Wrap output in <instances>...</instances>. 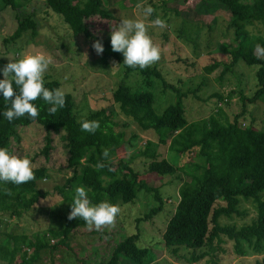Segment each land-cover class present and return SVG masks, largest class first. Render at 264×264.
Wrapping results in <instances>:
<instances>
[{
    "label": "trees",
    "instance_id": "trees-1",
    "mask_svg": "<svg viewBox=\"0 0 264 264\" xmlns=\"http://www.w3.org/2000/svg\"><path fill=\"white\" fill-rule=\"evenodd\" d=\"M3 1L14 8L20 4L18 0ZM123 1L126 0H121V4ZM128 1L136 5L144 0ZM182 1L192 4L190 0ZM207 1L199 0L191 8L196 9L197 5ZM218 1L230 12L229 27L234 29V37L232 42H224L222 48L232 55V60L230 63L216 61L208 65L206 71L213 72L223 65L220 74L223 80L230 72L236 74L234 67L241 60L248 65H258L254 93L247 95L241 90L242 113H236L234 119L230 120L222 108L226 96L215 93L219 99L216 102L218 110L207 118L189 121L184 101L188 93L164 80L158 66L145 69L126 66L124 74L138 70L148 86L153 85L154 76L163 80L165 87L176 91V101L161 113L155 108V94L150 89L135 91L123 78L113 91V101L127 118L133 119L143 130H154L158 135V143L149 139L143 147L142 154L151 160L146 174L164 176L182 171L191 177L184 180L180 187L178 204L166 224L162 239L163 245L170 248L177 258H186L189 263L199 262L206 256H210L208 262L218 263L219 252L226 251L222 247L227 241L224 237L233 241L238 256H247L250 252L264 255V130L253 124L243 126L239 122L250 104H264V56L258 58L255 54L257 44L264 47V0ZM46 3L48 8L62 16L75 37L101 39L104 32L107 33L105 28L115 24V17L105 8L104 0H47ZM153 5L157 6L155 3ZM157 16V13H153L152 19L155 20ZM18 21L10 40L15 41L28 33L33 37L39 34L34 14ZM234 42L238 43L237 47L233 45ZM108 47H111L110 41ZM111 55L123 63L119 52L112 51ZM43 80L49 90L61 89L60 80L49 76ZM63 92L65 106L54 115L48 111L51 105L39 98L33 102L39 111L36 119L25 115L11 122L3 116L10 104L0 94V147L7 148L10 136L18 126L38 124L47 132L43 152L48 154L52 135L65 132L62 139L68 152L67 166L73 169V174L64 183L55 186L57 192L62 194L63 201L72 202L75 189L80 186L86 189L92 204L108 201L119 206V203L134 202L139 193L145 191L153 194L158 204L137 218L138 228L141 221L152 218L163 209L164 199L160 189L140 178L141 173L133 168L131 159L120 156L116 161L130 141L126 139L124 130L116 129L119 124L114 112L101 107L80 116L73 94ZM81 120L98 121L100 127L94 134L83 132L77 122ZM137 137V134L132 135V138ZM159 143H169L173 157H160L156 148ZM104 149L109 150L107 159L102 156ZM183 156H194L197 161L179 165ZM98 163L104 166L98 168ZM33 167L35 179L28 183L15 185L0 182L1 217L19 219L34 208L43 206L42 200L49 196V192L42 191L38 184L47 178L49 169L46 165ZM65 190H68L69 196ZM242 200L254 201L256 216L253 221L240 226L235 221L224 222L223 219L232 221L235 215H245L246 212L240 209ZM70 211L71 207L58 229L36 231L32 235L16 230L7 233L0 238V260L7 264H36L43 260V251L54 254L61 248L74 250L68 238L72 234H82L87 224L79 218L69 220ZM139 239L138 228L137 232L124 235L117 241L108 258L94 264H164L157 262L156 248L141 246ZM183 247L191 249L190 257L178 254ZM205 247L207 249L203 250ZM85 262L90 264L88 260ZM257 263L264 264V256Z\"/></svg>",
    "mask_w": 264,
    "mask_h": 264
},
{
    "label": "rangeland",
    "instance_id": "rangeland-1",
    "mask_svg": "<svg viewBox=\"0 0 264 264\" xmlns=\"http://www.w3.org/2000/svg\"><path fill=\"white\" fill-rule=\"evenodd\" d=\"M46 1L18 0L19 7L14 8L0 0V8H2L0 69H3L9 59H19L25 53L43 52L52 60L43 79L49 76L60 80L61 90L73 94L76 111L80 116L101 107H105L108 112L113 111L115 120L119 124L116 129L124 130L126 139L130 141L125 145V152L118 154L116 161L120 156L131 159L133 168L141 173L140 178L158 187L164 199L163 209L158 214L140 222L138 243L141 246L155 247L159 257L157 262L160 263L212 264L208 262L210 256H206L199 262L189 263L186 258H177L170 248L163 245V233L178 204L180 187L184 180H189L191 177L182 171L164 176L156 173L147 175L151 160L142 154L143 147L149 139L158 143V135L154 130H143L133 119L127 118L120 111L119 105L113 101V91L123 78L135 91L146 89L153 91L155 108L160 113L176 101V91L171 87H165L164 81L154 76L153 85L148 86L147 80L138 70L125 75L126 65L111 55L112 48L108 47L111 27L105 28L107 33L104 32L101 39L89 40L81 36L75 37L62 16L48 8ZM190 1L192 4L182 0H144L132 5L128 0L123 1L122 4L121 0H104V4L115 17L113 18L115 24L112 27L117 26L122 18L144 20L148 35L161 51L160 60L151 66H158L164 80L188 93L184 101L189 121L207 118L218 110L216 102L219 99L214 95L215 93L226 96L222 108L226 116L233 120L236 113L243 112L241 90L247 95H252L257 87L258 65H248L241 60L234 67L236 74L230 72L223 80L220 79L223 65L213 72H207L206 67L216 61L230 63L232 60V55L222 48L224 42L230 43L234 37V29L229 27L230 12L218 0H208L204 4L197 5L196 9L191 7L195 6L199 0ZM154 3L157 6H154ZM138 4L141 5L140 8L137 7ZM147 6L154 9L153 13H157V18L165 21L167 27L161 29L152 26L153 13L147 17L143 13V7ZM32 14L38 21L39 34L33 37L28 33L15 41L10 40L18 27V19ZM97 40L103 44L102 54H97L93 48ZM233 45L237 47L238 43L234 42ZM120 56L124 60L121 53ZM0 78H4L2 71H0ZM239 122L243 126L253 124L264 130V104L262 102L250 104L239 118ZM125 123H127L126 126H124ZM63 133L65 132L52 135L48 154L43 152L47 132L38 124L18 126L15 133L11 134L10 143L7 146L10 153L29 158L33 166L48 167V176L39 181L38 187L42 191L49 192V196L42 200L43 206L34 208L22 218L0 216V238L13 230L26 231L32 235L36 231L58 229L63 225L62 222L72 202L63 201L62 194L57 192L55 186L64 183L73 174V169L67 166L68 152L62 139ZM134 134L138 137L132 138ZM169 143L157 144L156 148L160 157H173ZM190 161H197V158L183 156L179 160V165ZM65 191L69 196L68 190ZM157 204L153 194L141 191L134 202L119 203L121 211L114 227L96 231L95 228L90 230L87 226L82 234L69 236L68 241L74 250L61 248L54 254L43 251V260L36 264H85L87 260L90 264H94L102 258H108L117 241L124 235L138 231L137 218L144 216ZM240 209L246 212L245 215H235L232 221L228 219L223 221L227 223L235 221L239 226L252 222L256 216L254 201L242 200ZM224 239L227 241L222 244V247L226 248V251L219 252L216 264H258L257 261L264 256L253 252L247 256H238L234 251L233 241L225 237ZM206 249L207 247L203 248V250ZM191 253V249L184 247L178 252L186 257H190ZM0 264L7 263L0 260Z\"/></svg>",
    "mask_w": 264,
    "mask_h": 264
},
{
    "label": "clouds",
    "instance_id": "clouds-1",
    "mask_svg": "<svg viewBox=\"0 0 264 264\" xmlns=\"http://www.w3.org/2000/svg\"><path fill=\"white\" fill-rule=\"evenodd\" d=\"M137 7L140 8L141 5L138 4ZM153 12L154 9L151 6L143 7L145 17L151 16ZM152 26L161 29L167 27L165 21L160 18L152 21ZM110 43L112 51L121 53L124 57L123 64L131 68L145 69L161 58L160 48L148 35V28L143 19L122 18L117 26L111 27ZM93 48L97 54H102L104 51L103 44L99 40L93 44ZM255 54L258 58L264 56V47L257 44ZM51 63V57L43 52L25 53L19 59H9L3 69H0L4 77L0 79V94L10 104V107L3 112V116L9 122L25 115L33 120L36 119L39 111L33 102L39 98L51 105L48 111L53 115L59 108L65 106V93L61 89L49 90L44 86L43 75ZM77 122L80 124L81 131L92 134L100 127L98 121ZM131 151L130 149V154ZM102 156L107 159L109 150L104 149ZM103 166L102 163L97 165L98 168ZM34 179V167L29 158L12 154L6 147H0V182L20 185ZM70 207L69 220L83 219L90 230L95 228L96 231L114 227L121 211L118 205L108 201L92 204L83 186L75 189Z\"/></svg>",
    "mask_w": 264,
    "mask_h": 264
}]
</instances>
